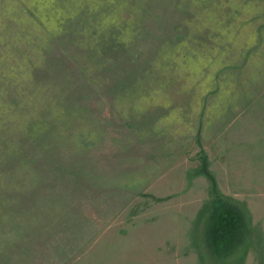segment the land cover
Instances as JSON below:
<instances>
[{"label":"rangeland","instance_id":"374dc122","mask_svg":"<svg viewBox=\"0 0 264 264\" xmlns=\"http://www.w3.org/2000/svg\"><path fill=\"white\" fill-rule=\"evenodd\" d=\"M0 264H264V0H0Z\"/></svg>","mask_w":264,"mask_h":264}]
</instances>
